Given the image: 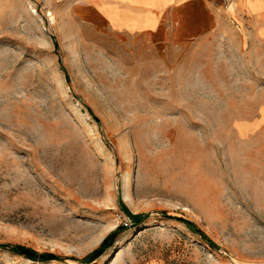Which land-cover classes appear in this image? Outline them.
<instances>
[{
    "label": "rangeland",
    "instance_id": "rangeland-1",
    "mask_svg": "<svg viewBox=\"0 0 264 264\" xmlns=\"http://www.w3.org/2000/svg\"><path fill=\"white\" fill-rule=\"evenodd\" d=\"M238 9L177 42L0 0V245L63 258L0 264H264V43Z\"/></svg>",
    "mask_w": 264,
    "mask_h": 264
},
{
    "label": "crops",
    "instance_id": "crops-1",
    "mask_svg": "<svg viewBox=\"0 0 264 264\" xmlns=\"http://www.w3.org/2000/svg\"><path fill=\"white\" fill-rule=\"evenodd\" d=\"M226 0H84L109 29L127 35L171 37L177 42L215 32ZM246 35L264 43V0H234ZM241 15V16H240Z\"/></svg>",
    "mask_w": 264,
    "mask_h": 264
},
{
    "label": "trees",
    "instance_id": "trees-1",
    "mask_svg": "<svg viewBox=\"0 0 264 264\" xmlns=\"http://www.w3.org/2000/svg\"><path fill=\"white\" fill-rule=\"evenodd\" d=\"M178 220H183L181 218H177ZM119 231L125 230V227L120 226L118 227ZM115 232L110 233L101 243L100 247L93 251L90 255L86 257L89 261H94L96 258H98L105 248L111 243L112 239L115 236ZM0 248L6 249L16 255H19L29 261L32 262H50V261H62L63 258L59 257L52 253H38L35 250H32L31 248L21 246V245H0Z\"/></svg>",
    "mask_w": 264,
    "mask_h": 264
}]
</instances>
